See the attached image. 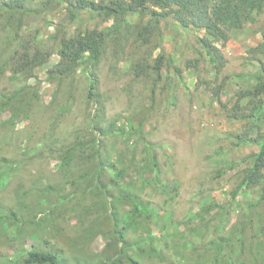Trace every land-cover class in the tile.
Segmentation results:
<instances>
[{"label":"rangeland","instance_id":"374dc122","mask_svg":"<svg viewBox=\"0 0 264 264\" xmlns=\"http://www.w3.org/2000/svg\"><path fill=\"white\" fill-rule=\"evenodd\" d=\"M76 4L0 9V264H264V168L240 187L264 147V3L218 68L201 28Z\"/></svg>","mask_w":264,"mask_h":264},{"label":"trees","instance_id":"16d2710c","mask_svg":"<svg viewBox=\"0 0 264 264\" xmlns=\"http://www.w3.org/2000/svg\"><path fill=\"white\" fill-rule=\"evenodd\" d=\"M0 2V9L9 12H17L22 10L27 0H0ZM76 2L79 9L88 8L97 10L101 13L104 12L106 15L114 16L116 22L119 23L123 21L127 15L145 11L148 15L154 17L155 24H157L160 19L171 17L182 26L193 25L201 28L204 31V36L198 38V41L209 61L218 68L224 64V58L220 49L214 42L223 44L228 38V31L237 28L246 21H252L256 12L262 7L264 0H108L106 2H97L94 7H88L89 5H94L93 0H76ZM69 6L71 5L69 4ZM74 15L75 9L72 8L71 16L73 17ZM119 27L120 25H116L113 28H107L105 32L99 33L98 31H90L83 34L84 36L80 35L79 38L76 39V43L80 45L81 48L76 50L75 54L78 53L81 55L80 52L83 50V52L86 51L88 53L91 59L94 58L98 55L106 39H109L113 35L118 36L121 33ZM261 34V42L253 49L264 56V28ZM67 48L68 46L63 47L62 51L64 50L65 54L69 55L70 52L65 51ZM161 59L162 56H158L155 60L157 72L160 69ZM261 70L264 72L263 69ZM256 78H264V73L258 74ZM257 83H259V80H257ZM260 83L264 90V81ZM259 88L260 85L255 89L256 92H258ZM88 94H92L91 90H88ZM253 159L251 170L241 182L240 187L250 185L253 176L264 168V147H260V150L254 154ZM101 167L103 166L101 165ZM97 185L102 188L104 187L103 183ZM103 189H105V187ZM105 195L107 198L109 197L110 202L108 203V207L112 209L113 204H111V201L115 198L110 194L108 195L105 193ZM117 198L120 197L117 196ZM56 262L57 257L52 253L30 250L22 264H56Z\"/></svg>","mask_w":264,"mask_h":264}]
</instances>
